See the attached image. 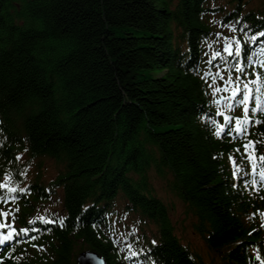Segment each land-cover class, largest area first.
<instances>
[{"label":"trees","instance_id":"obj_1","mask_svg":"<svg viewBox=\"0 0 264 264\" xmlns=\"http://www.w3.org/2000/svg\"><path fill=\"white\" fill-rule=\"evenodd\" d=\"M210 1L0 0V180L10 173L29 189L1 209L29 227L63 189V226L49 225L0 264H78L84 251L129 264L110 219L119 200L157 228L153 242L144 234L139 261L205 264L176 235L153 167L170 173L212 264L264 261V197L234 187L235 145L203 120L211 95L202 72L217 33ZM225 1L236 6L225 23L260 31L264 8ZM254 139L264 144V123ZM47 161L59 165L51 181Z\"/></svg>","mask_w":264,"mask_h":264},{"label":"snow or ice","instance_id":"obj_2","mask_svg":"<svg viewBox=\"0 0 264 264\" xmlns=\"http://www.w3.org/2000/svg\"><path fill=\"white\" fill-rule=\"evenodd\" d=\"M235 31V29H233ZM259 36H264V32L257 33ZM229 38H225L224 47L221 50H215L212 52V58L209 59L208 63L213 65L216 68V71H208L204 73V79L206 83L209 78L211 83H208V88L211 89V92L214 96L217 94H221L214 101L217 105L218 111L216 112L217 116H222L223 121L226 123H220L217 120H214L212 117H208L209 122L216 126L215 135L220 137L222 135V131L224 136L236 134L240 136H244L247 134L250 122L261 123L259 120H253L249 117L248 113L250 110V104L252 105L251 111L256 112H264V73L254 72L253 78L245 79L250 74L246 71L251 64L247 62L248 58L245 53H242L241 41L236 37H232L231 39L235 42V47L233 44L228 43ZM252 42H256V35L251 37ZM227 54V55H225ZM215 58H219L223 63V69H221L220 65L213 64V60ZM232 60L235 62L233 63ZM261 68H264V61H259ZM226 71V75H225ZM235 73V78H233V74ZM218 81H223V84H218ZM229 93V95L224 96L222 93ZM242 107L243 116H232L231 113L235 111L236 107ZM255 143L254 141H249L248 144L245 145L246 148L249 145ZM19 158V157H18ZM231 159V157H230ZM248 159L253 160V174L256 172V162L254 158L249 155ZM259 161L264 162V155L259 157ZM234 169H238L240 166L233 161ZM24 175V173H21ZM236 175L234 171V176ZM260 179L264 181V164L259 168ZM253 183H256L253 180ZM29 189L25 187H20L19 182H13V178L11 174H6L4 179L0 180V202L7 203L8 201H16L20 197L18 193H25ZM19 209L17 208V211ZM264 216V213H261ZM0 215H2L5 219L8 216L7 212L0 210ZM40 219L44 220V223H55V221H51L48 218L41 217ZM13 220H15V216L13 215ZM31 223V221H30ZM60 226H63L61 222ZM10 227L7 223H0V228H8ZM31 231L30 228L25 227L22 229H16L12 227L8 233L0 232V244H5L6 242L11 241L13 237V233L23 232L25 234ZM35 239V237H31ZM257 259H260L259 255ZM264 264V261L261 262Z\"/></svg>","mask_w":264,"mask_h":264},{"label":"rangeland","instance_id":"obj_3","mask_svg":"<svg viewBox=\"0 0 264 264\" xmlns=\"http://www.w3.org/2000/svg\"><path fill=\"white\" fill-rule=\"evenodd\" d=\"M256 0L251 2V6H256ZM59 165L53 161H47L44 170L45 180H53L58 175ZM34 173V172H33ZM171 175L168 171H157L154 167L150 172V181L154 193L165 201L170 209L172 221L176 227V234L184 241L188 242L192 249L202 253L207 258L208 251L202 239L195 234L193 229L194 219L187 211L185 204L171 190ZM56 208V207H55ZM151 229H155L151 227Z\"/></svg>","mask_w":264,"mask_h":264},{"label":"water","instance_id":"obj_4","mask_svg":"<svg viewBox=\"0 0 264 264\" xmlns=\"http://www.w3.org/2000/svg\"><path fill=\"white\" fill-rule=\"evenodd\" d=\"M78 261L80 264H106L104 260H101L99 256L93 252L82 253Z\"/></svg>","mask_w":264,"mask_h":264},{"label":"bare ground","instance_id":"obj_5","mask_svg":"<svg viewBox=\"0 0 264 264\" xmlns=\"http://www.w3.org/2000/svg\"><path fill=\"white\" fill-rule=\"evenodd\" d=\"M232 11H234V12L236 11V6H235V4L232 5ZM234 12H233V13H234ZM262 27L264 28V26H262ZM253 31H254V30H253ZM260 31H261V30H260ZM260 31H255V33H258V32H260ZM246 51H247V52H250V48L247 47V48H246ZM24 180H25V179H24ZM0 206H1V207H6V206H8V204H7V203L0 202ZM37 215L40 216L39 218L42 217V213H40V212L37 213ZM77 258H78V257H77ZM140 263L145 264V263H143V260H140Z\"/></svg>","mask_w":264,"mask_h":264}]
</instances>
